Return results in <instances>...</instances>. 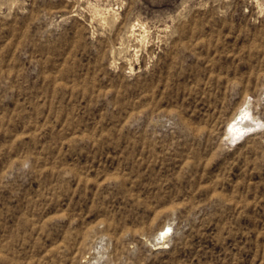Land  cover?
<instances>
[{"label": "rangeland", "instance_id": "374dc122", "mask_svg": "<svg viewBox=\"0 0 264 264\" xmlns=\"http://www.w3.org/2000/svg\"><path fill=\"white\" fill-rule=\"evenodd\" d=\"M0 264H264V0H0Z\"/></svg>", "mask_w": 264, "mask_h": 264}, {"label": "bare ground", "instance_id": "6f19581e", "mask_svg": "<svg viewBox=\"0 0 264 264\" xmlns=\"http://www.w3.org/2000/svg\"><path fill=\"white\" fill-rule=\"evenodd\" d=\"M241 80V79H240ZM239 83V82H238ZM225 95V94H224ZM223 95V96H224ZM236 119V118H235ZM235 119L233 121H235ZM240 119H241V122H240ZM239 119V122L240 123H236L234 125H232L230 128H231V131L232 132H235L234 134L239 136L241 135L243 132L245 131H250V130H253L255 129L254 125H252L250 122H249V119H248V115H243L241 116V118ZM237 120V119H236ZM231 125V123L228 125V128L229 126ZM167 229V230H166ZM166 230V232H165ZM170 231L171 229L170 228H165L163 229L160 234L158 235L159 236V239L160 241H163V242H166V240L168 239L169 235H170Z\"/></svg>", "mask_w": 264, "mask_h": 264}]
</instances>
